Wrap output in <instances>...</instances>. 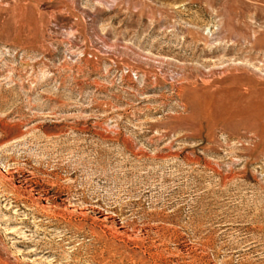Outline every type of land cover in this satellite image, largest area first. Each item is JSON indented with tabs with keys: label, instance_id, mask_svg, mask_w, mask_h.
Wrapping results in <instances>:
<instances>
[{
	"label": "rangeland",
	"instance_id": "374dc122",
	"mask_svg": "<svg viewBox=\"0 0 264 264\" xmlns=\"http://www.w3.org/2000/svg\"><path fill=\"white\" fill-rule=\"evenodd\" d=\"M0 264H264V0H0Z\"/></svg>",
	"mask_w": 264,
	"mask_h": 264
}]
</instances>
